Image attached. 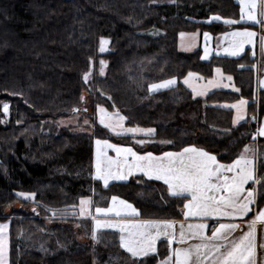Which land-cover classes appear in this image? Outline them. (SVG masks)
<instances>
[{
  "label": "trees",
  "instance_id": "1",
  "mask_svg": "<svg viewBox=\"0 0 264 264\" xmlns=\"http://www.w3.org/2000/svg\"><path fill=\"white\" fill-rule=\"evenodd\" d=\"M213 15L239 19V8L234 0L160 5L150 0H0V120L1 106L9 104L8 118L0 123V222L9 223V264H93L94 259L96 264H130L117 235L103 232L94 245L91 227L87 225V232L76 227L78 217L48 219L52 213L46 209L70 210L82 197L103 207L117 196L137 207L142 218L180 217L182 202L171 200L160 182L136 176L105 189L91 179L95 139L133 144L130 137H116L99 125L98 105L111 112L115 104L128 117V127L157 130L156 143L142 151L195 145L230 163L252 143L257 121L264 117V91L254 100L255 60L246 53L203 62L199 52L178 50L181 32L218 35L243 27L206 23ZM101 37L110 41L105 54L98 50ZM89 58L93 77L85 84ZM100 60L108 65L103 77ZM217 67L233 77L240 91L217 90L193 98L182 83L184 76L192 71L210 79ZM173 76L177 87L148 93V84ZM240 98L249 102L248 117L234 127L232 110L219 106ZM73 108L81 110L78 116ZM189 112L197 115L195 122L185 120ZM71 117L79 123L88 119L92 126L84 133L77 125L57 126ZM160 140L174 143L165 146ZM257 146L264 152V139H257ZM20 191L36 193V203L18 199L15 193ZM157 249L151 264L167 255L166 243Z\"/></svg>",
  "mask_w": 264,
  "mask_h": 264
},
{
  "label": "snow or ice",
  "instance_id": "2",
  "mask_svg": "<svg viewBox=\"0 0 264 264\" xmlns=\"http://www.w3.org/2000/svg\"><path fill=\"white\" fill-rule=\"evenodd\" d=\"M170 2L174 3L175 0ZM236 2L239 5V19H223V23L229 26L242 25L243 30L230 31L217 37L216 48H223L226 56L237 57L245 51V45L255 47L258 44L260 53L264 56V34L249 30L256 26L264 30V0ZM221 20L219 15H213L206 23ZM180 37L183 50L191 51L196 47L198 33L181 32ZM203 37L205 46L200 59L206 61L212 52L208 46L212 37L208 32L203 33ZM109 43L108 39L101 37L99 52L105 53ZM216 55L219 56L220 51H216ZM91 65L92 60L89 58V70L82 77L85 84L93 77ZM107 67V62L100 60L101 77L105 76ZM252 68L258 72L264 71L257 69L255 64ZM224 80L231 82L233 77L225 76L217 67L213 70L211 79L189 71L182 83L191 90L195 98L208 95L213 88L228 87V84L223 83ZM177 86L178 79L173 76L148 84L147 91L153 94ZM257 87L264 88V76H257ZM232 91L239 92L240 89L233 85ZM80 99L84 102L85 97L81 96ZM248 103L240 98L235 103L219 107L234 110L232 124L235 127L245 121ZM112 108L113 111L109 112L105 107L97 106L99 125L116 137H130L133 144L125 146L112 143L109 139H96L91 179L101 182L105 189L109 188L111 182H124L138 174L147 181H160L166 186L167 196L171 200L178 204L182 202L179 214L183 219L142 218L137 207L117 196L111 197L107 207L96 206L91 197H82L79 200V212L76 211L77 206L73 205L71 215L81 220H91V239L94 245L100 242L103 232L111 231L118 236V247L128 254L130 264H151V259L156 258L158 241L167 242V255L159 259L158 264H257V225L264 226V207L258 206L264 201V175L259 174L264 170V161L261 160L264 152L258 150L255 142L257 137H264V124H260L252 134V143L246 144L230 163H222L216 155L195 145L183 147L179 151H162L159 155L152 151L141 152L140 149L156 143L157 130L138 125L128 127V117L122 115L115 104ZM2 111L5 116L9 114L8 103H3ZM80 111L73 108L72 114L78 116ZM83 111L86 112L87 109ZM252 119L255 120L256 117ZM4 122L0 120V123ZM91 126L88 119L84 120L83 126L77 125L81 130ZM159 143L166 146L174 142L160 140ZM137 183H140L139 179ZM15 196L36 203V193L20 191ZM161 199H164L163 194ZM32 211L36 212V208ZM46 211L52 213L48 218L50 220L56 217L66 218L69 214L68 208ZM250 213L251 219L244 221ZM237 221H243L247 230ZM81 226L80 223L76 224L77 228ZM8 227L7 223L0 224V264H7ZM237 231L241 233L239 236L235 235ZM259 247L264 249V239ZM111 260L112 257H109V262ZM93 264H96L95 259ZM261 264H264V260Z\"/></svg>",
  "mask_w": 264,
  "mask_h": 264
},
{
  "label": "crops",
  "instance_id": "3",
  "mask_svg": "<svg viewBox=\"0 0 264 264\" xmlns=\"http://www.w3.org/2000/svg\"><path fill=\"white\" fill-rule=\"evenodd\" d=\"M236 2V0H234ZM237 3V2H236ZM238 5V4H237ZM238 8H239V5H238ZM216 22H219L223 25H226L223 23V19L221 21H216ZM226 26H229V25H226ZM232 26H237V25H232ZM236 30H243V27H233L227 31H224L218 35H211L210 36L212 37V40L210 41L209 43V48L212 49V52H211V55L209 57L208 60L206 61H203V62H208L214 58H226V59H238L242 56H244L246 53L248 54L249 53V56L251 57V59L255 60L254 61V64L257 66V69H264V56L261 55L260 53V50H259V45L257 44L255 47L251 46V45H245V51L244 52H241V54L237 57H230V56H226L224 53H223V48H220V49H217L216 48V38L217 37H222L224 33H227V32H230V31H236ZM249 30L251 31H256L257 33L259 34H264V30H262L259 26H256V27H251ZM186 34H190V33H186ZM178 50L182 53H194V52H199V55L202 56L203 55V49H204V46H205V42H204V37H203V33L200 34L198 33V37H197V40H196V47H194L191 51H185L183 50V48L181 47L183 41L180 37V35L178 36ZM216 51H220V55L217 56L216 55ZM201 60V59H200ZM202 61V60H201ZM254 73H255V94H256V97L254 98L255 101H257L256 98H258V94L260 91H264V88H258L257 87V76H264V71H256L254 70ZM225 75V74H224ZM227 76V75H225ZM211 79V78H210ZM223 82H225L226 84H228L229 86L228 87H222V88H219V89H215L213 91H219V90H228V91H232V86H233V83L232 81L231 82H228L227 80H224ZM213 91H210L209 93L213 92ZM246 100V99H245ZM248 101V100H247ZM236 102V101H235ZM234 102V103H235ZM232 104V103H231ZM258 105H256V108H257ZM248 105L246 106L245 108V120L247 119L248 117ZM235 115L234 111L232 110V118L233 116ZM243 122V121H241ZM240 122V123H241ZM260 124H264V117L259 119V121H257V128L259 127ZM256 128V129H257ZM100 139V138H98ZM108 139V138H107ZM257 139H264V137H257ZM96 140V139H95ZM95 140L93 141V145H92V149H93V154H92V173L94 172V168H93V164H94V160H95V153H96V145H95ZM112 142V141H110ZM114 143V142H112ZM256 146H257V140H256ZM122 145V144H121ZM125 146H128V145H125ZM258 148V146H257ZM141 152H143L142 150H140ZM179 151V150H177ZM156 155H159L160 153H154ZM110 155H114V153H110ZM137 176H140L139 174ZM142 177V176H140ZM132 178V177H130ZM129 178V179H130ZM144 178V177H143ZM128 181V180H127ZM99 182V181H98ZM126 182V181H124ZM156 182H160V181H156ZM112 183H122V182H111ZM162 184V182H160ZM100 184L102 185V183L100 182ZM103 186V185H102ZM166 187V186H165ZM248 187V186H246ZM111 200V199H110ZM110 200L108 201L107 205L106 206H103V207H107L108 204L110 203ZM79 205V204H78ZM259 207H264V204L259 206ZM78 208V207H77ZM182 208V207H181ZM78 211H79V208H78ZM93 211H94V207H93ZM251 216L252 214L250 213L248 217H245L244 218V221H247L248 219H251ZM183 219V216L180 215V217L178 219H175V220H182ZM89 222L90 224V227H91V220L88 219L86 220ZM239 223H241L242 227L244 228V230H247L245 225H244V222L243 221H237ZM1 223V222H0ZM2 223H7L9 225L8 222H2ZM209 223H212V221H209ZM105 232H111V231H105ZM9 227H8V230H7V245H8V251H7V264H9ZM208 234L210 235V231L208 232ZM241 233L239 231H237L235 233L236 236H239ZM262 239H264V226L262 225H257V264H261V261L264 260V249L260 248L259 245L260 243L262 242ZM164 243L167 244L166 241H163ZM194 242V241H192ZM159 243H162L160 241L157 242V247H158V244Z\"/></svg>",
  "mask_w": 264,
  "mask_h": 264
},
{
  "label": "rangeland",
  "instance_id": "4",
  "mask_svg": "<svg viewBox=\"0 0 264 264\" xmlns=\"http://www.w3.org/2000/svg\"><path fill=\"white\" fill-rule=\"evenodd\" d=\"M151 1V3L152 4H154V5H160V4H173V2H170V0H150ZM176 1V0H175ZM175 3V2H174ZM180 35V34H179ZM178 35V36H179ZM107 49H108V46H107ZM106 52H108V50L106 51ZM105 52V53H106ZM100 53V52H99ZM105 53H100V54H105ZM99 64H100V62H99ZM92 69H93V67H92ZM98 73H99V68H98ZM205 83H206V81H204ZM224 84H226L225 82H223ZM215 89H219V88H213V89H211L210 91H213V90H215ZM190 90V89H189ZM191 91V90H190ZM200 97H203V96H200ZM1 111H2V106H1ZM234 111V110H233ZM235 113V112H234ZM2 114L4 115V113H3V111H2ZM7 118H8V115L7 116H5L4 115V118H3V121H6L7 120ZM196 119H197V115L195 114V112H189L188 113V115H186L185 116V120L187 121V122H189V123H191V122H195L196 121ZM79 119H78V117H71L70 119H68V120H66V121H62V122H60V123H58V127H67V125L68 126H76V125H81V126H83V124H84V120H82L80 123H79ZM87 129V127H85L84 128V130H81V128L80 127H78L77 128V130H78V132L80 131V132H83L84 133V131ZM76 211H77V213L79 212L78 211V208H76ZM51 216H52V214H51ZM67 217H73L72 215H71V209L69 210V214L67 215ZM78 222L80 223H82V222H84L85 224V226H86V228H85V226L84 225H82L81 227L84 229V232H87V229L89 228L87 225H89L90 226V224H89V222L88 221H86V220H81V219H78ZM87 223V224H86ZM0 224H4V223H0ZM83 224V223H82ZM84 226V227H83ZM90 230V229H89ZM7 251H8V248H7Z\"/></svg>",
  "mask_w": 264,
  "mask_h": 264
}]
</instances>
